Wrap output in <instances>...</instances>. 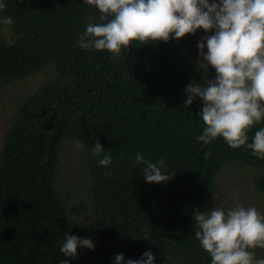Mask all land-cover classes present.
<instances>
[{
  "label": "trees",
  "instance_id": "16d2710c",
  "mask_svg": "<svg viewBox=\"0 0 264 264\" xmlns=\"http://www.w3.org/2000/svg\"><path fill=\"white\" fill-rule=\"evenodd\" d=\"M2 3L0 15L12 17L13 24H0V30L9 27L15 40L0 43V84L49 66L56 75L23 98L5 135L0 264L66 259L59 251L64 237H78L80 228L55 187V175L63 144L76 140L85 145L99 225L94 257L84 261L77 253L68 264H115L119 254L126 264L149 250L154 264H211L195 239L194 212L227 163L260 168L264 158L246 146L231 149L222 138L210 145L197 141L203 102L196 98L184 106L185 88L192 83L186 81L187 58L173 49L176 43L133 42L113 60L107 51L78 46L86 26L101 23L98 9L84 0ZM260 128L264 119L249 131V143ZM97 141L112 156L107 168L99 165L103 154L91 153ZM138 152L153 162L163 158V171L172 179L147 183L144 165L134 163ZM254 188L264 194V176L254 180Z\"/></svg>",
  "mask_w": 264,
  "mask_h": 264
},
{
  "label": "clouds",
  "instance_id": "9594fccd",
  "mask_svg": "<svg viewBox=\"0 0 264 264\" xmlns=\"http://www.w3.org/2000/svg\"><path fill=\"white\" fill-rule=\"evenodd\" d=\"M84 4L98 9L101 23L88 24L78 46L107 51L113 60L133 42L180 41L201 29L214 33L203 36L197 48L203 60L199 66L214 69L215 79L185 88V107L196 98L203 102L197 115L204 128L196 139L210 145L222 138L231 149L246 146L254 156L264 158V128L248 142L249 131L264 119V0H84ZM5 8L0 2V13ZM0 24L11 26L13 19L0 15ZM74 143L77 150L85 147L80 140ZM91 153L95 157L103 154L101 167L111 165L110 151H104L98 141ZM209 156L210 152L205 153V158ZM134 163L144 165L142 176L149 184L166 183L173 177L163 171V158L153 162L138 152ZM193 218L195 239L211 264H264V258H257L254 251L264 249V214L255 206L236 202L227 210L213 207L200 212L197 208ZM81 248L91 250L94 245L90 239L66 234L59 249L66 258L61 264H68V258H75ZM154 260L149 250L126 264H154ZM114 261L125 264L124 255H116Z\"/></svg>",
  "mask_w": 264,
  "mask_h": 264
},
{
  "label": "rangeland",
  "instance_id": "374dc122",
  "mask_svg": "<svg viewBox=\"0 0 264 264\" xmlns=\"http://www.w3.org/2000/svg\"><path fill=\"white\" fill-rule=\"evenodd\" d=\"M2 2V0H0ZM214 33H204L197 30L194 35H188L180 41L171 39L176 43L173 49L187 58L188 66L186 81L204 85L205 81L214 80L215 77L210 66H199L203 63L197 48L201 38ZM14 34L9 27L0 30V43H13ZM207 48L205 47V53ZM53 66L44 71L24 79H15L3 86L0 84V153L3 149L5 135L11 126L23 98L36 92L46 79L55 77ZM87 153L84 149L77 150L73 141H66L62 146L55 175L57 188L63 203L66 205L71 217L80 228L79 238L90 239L93 249H78V255L84 260L94 257L96 248V229L99 225L97 215L93 209L92 181L89 173ZM264 176V167L254 168L244 165L238 160L227 163L217 174L214 187L209 196H203L199 205L200 212L210 211L213 207H222L227 210L239 202L244 207L255 206L264 214V194L256 191L254 180ZM84 211L79 215L71 210ZM195 229V221H194ZM257 258H264V249H255Z\"/></svg>",
  "mask_w": 264,
  "mask_h": 264
}]
</instances>
